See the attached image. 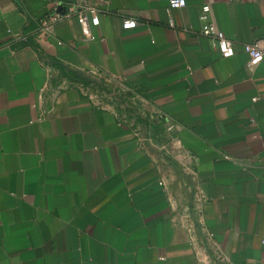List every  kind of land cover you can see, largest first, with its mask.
<instances>
[{
  "label": "crops",
  "instance_id": "crops-1",
  "mask_svg": "<svg viewBox=\"0 0 264 264\" xmlns=\"http://www.w3.org/2000/svg\"><path fill=\"white\" fill-rule=\"evenodd\" d=\"M55 1L0 0V264L264 262V0H89L91 40Z\"/></svg>",
  "mask_w": 264,
  "mask_h": 264
},
{
  "label": "built area",
  "instance_id": "built-area-1",
  "mask_svg": "<svg viewBox=\"0 0 264 264\" xmlns=\"http://www.w3.org/2000/svg\"><path fill=\"white\" fill-rule=\"evenodd\" d=\"M186 0H170V9L176 7H182L186 5ZM56 11H53L47 19L41 21L42 30L51 29L56 22L62 20L66 17L76 16L79 20L83 33L86 39H93L94 36L91 32L92 24H98L100 21V11L98 4L90 2L89 0H71L66 1H55ZM210 3H204L202 6L201 19L206 21L200 34L209 37L211 41L212 48L220 52L223 57H231L236 53L237 47L236 43L227 37L225 33L220 31L216 25L210 19ZM169 25L174 26V20L170 15ZM243 50L248 53L249 61L247 66L252 69L264 58V45L259 41H253L244 43ZM98 73H94V81L103 80L100 75L97 77ZM108 82V81H106ZM169 126L168 128H170ZM264 244V237L262 238ZM254 264H264V262L254 263Z\"/></svg>",
  "mask_w": 264,
  "mask_h": 264
},
{
  "label": "rangeland",
  "instance_id": "rangeland-1",
  "mask_svg": "<svg viewBox=\"0 0 264 264\" xmlns=\"http://www.w3.org/2000/svg\"><path fill=\"white\" fill-rule=\"evenodd\" d=\"M92 79V78H91ZM92 81V80H90ZM89 82V81H87ZM94 84L92 88L94 89L93 91L100 94L104 95L106 97H110L111 99L115 100L116 102L119 103L121 108L126 110L128 113H131V115H134V117H142L141 114L138 112V108H140V102L139 100L130 93L125 94L122 90H120L117 87L112 86V84L109 86L105 84L106 82L104 81V84L97 85L95 84L96 81H92ZM86 84V83H85ZM119 92V93H118ZM133 105V106H132ZM129 115V116H131ZM137 115V116H136Z\"/></svg>",
  "mask_w": 264,
  "mask_h": 264
},
{
  "label": "trees",
  "instance_id": "trees-1",
  "mask_svg": "<svg viewBox=\"0 0 264 264\" xmlns=\"http://www.w3.org/2000/svg\"><path fill=\"white\" fill-rule=\"evenodd\" d=\"M84 83H86V84H89V82H87V81H84V80H82ZM95 84H97V85H101V84H104V81L103 80H99V81H97V82H95Z\"/></svg>",
  "mask_w": 264,
  "mask_h": 264
},
{
  "label": "water",
  "instance_id": "water-1",
  "mask_svg": "<svg viewBox=\"0 0 264 264\" xmlns=\"http://www.w3.org/2000/svg\"><path fill=\"white\" fill-rule=\"evenodd\" d=\"M88 80H92V81H93L94 79H93V78H92V79H91V78H89Z\"/></svg>",
  "mask_w": 264,
  "mask_h": 264
}]
</instances>
